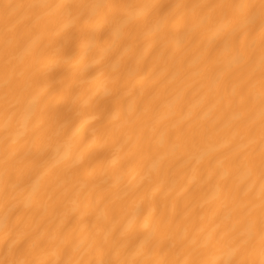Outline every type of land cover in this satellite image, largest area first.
Listing matches in <instances>:
<instances>
[{"label": "bare ground", "instance_id": "1", "mask_svg": "<svg viewBox=\"0 0 264 264\" xmlns=\"http://www.w3.org/2000/svg\"><path fill=\"white\" fill-rule=\"evenodd\" d=\"M262 262V0H0V264Z\"/></svg>", "mask_w": 264, "mask_h": 264}, {"label": "snow or ice", "instance_id": "2", "mask_svg": "<svg viewBox=\"0 0 264 264\" xmlns=\"http://www.w3.org/2000/svg\"><path fill=\"white\" fill-rule=\"evenodd\" d=\"M262 8H264V0H262ZM264 264V262H262Z\"/></svg>", "mask_w": 264, "mask_h": 264}]
</instances>
